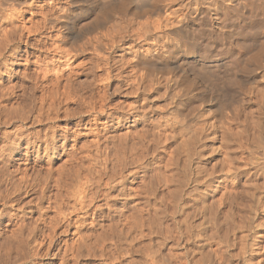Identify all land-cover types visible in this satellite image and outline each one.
Returning a JSON list of instances; mask_svg holds the SVG:
<instances>
[{
    "label": "bare ground",
    "instance_id": "obj_1",
    "mask_svg": "<svg viewBox=\"0 0 264 264\" xmlns=\"http://www.w3.org/2000/svg\"><path fill=\"white\" fill-rule=\"evenodd\" d=\"M175 1L177 0H167V2L165 0H0V61H2L1 64L5 68V71H2V73L7 78L9 77L8 79L13 78V80H17V83L15 82L13 85L1 82V101L5 100L9 102L8 100L13 98L18 104L16 105L17 107L11 109V112L9 110L1 124L7 125L12 120H16L22 124L30 121L32 124L34 123L37 127H40V129L33 131V133L30 132L24 136L22 135L21 128L17 133L14 132L12 135L3 136L10 141L3 148H0V160L1 162L3 161V167L2 165V168L0 167V180H2L1 183L7 185L4 191H0L3 195L2 198H0L3 202L2 205H16V201L13 200L14 196L18 199V195L21 193L28 195L30 190L31 192L36 190V187L41 188L39 189L40 192L38 195L40 194L39 198L41 197L44 199L42 184L45 188L47 187L46 183L51 178L50 175L52 171L47 166L48 169L45 167V172H43L45 175H43L44 177L41 176L42 170H34L29 175L28 169L31 168H28V166L34 164V162H39L42 158L46 159L47 161L45 160V162L49 165L53 161L52 158L58 155L56 154L55 145L59 140L58 137L64 139L65 135L61 137L57 135V131L52 129V126L59 122L62 116H64V119L77 116L79 121L74 126L77 128L84 126L83 130H89V132H91V121L106 120L104 122L106 124L105 127L101 126L103 127L102 133L98 134L99 136L97 135V138L92 141L90 145L96 152V155H100L101 153L106 155L104 161L106 160L112 168L110 167L111 169L108 171L105 169V176H107V180L111 183H116V179L119 178L116 184L120 186L118 190H115L117 188H110L111 191L102 193V204L98 206L95 205L96 207L92 209L94 201L98 196L95 193L96 191L94 193L93 191L91 192L89 181L85 183H80V181L77 182L78 180L76 181L77 184L75 188L78 190H75L77 192L74 193V195L71 194L74 203L72 202V205L69 203V206H71L69 215L75 216L74 214L78 213L88 214V211L92 210V224L95 229L88 231L87 234L79 235V233H81V228L86 224L85 219L72 220L70 216L68 218H66V216H63V218L61 217L62 220H60V222H55L54 220L48 222L49 220L46 221L42 218V215H40V221H38L40 224L43 223V226L46 224L45 226L48 227V233L47 231L42 232L41 230H43V228H39L38 224L37 226L35 224H33L34 226L29 225V227L28 225L26 227L21 224H13L14 226L16 225L17 228L12 231H7V233H9L8 235L5 231L0 229V264H33V259L35 260V258L40 255L41 251L43 253L42 249H44L46 244V251L51 249L55 251L54 247L58 246V243L56 244L57 239L60 236L64 237L69 228L76 224H78V241H71V245L76 251L72 250L71 253L73 254L75 252L76 255L73 254L72 257L70 256V260L74 257H80L83 252H88L89 249H91V251L89 250L91 255L92 249H94L93 252L97 249L99 250V258L106 262H116V264L123 258L128 259L124 264L177 263L175 255H172L170 252L163 253L167 241L166 235L168 236L169 234L168 232L165 235L166 231H164L163 234L161 229L159 231L149 229L150 232L148 236L154 234L156 236V241L143 244L142 241L146 236L144 233L145 230L143 231L145 226L143 217H140V215L135 216L130 212L131 215H125L123 213V210L128 204L126 201L135 200L138 196L137 193L141 191L139 190V192H137L138 188L136 191H131L132 193L134 192L132 195L127 193L129 188H126L128 185H124L126 181L122 176L123 169L125 166L155 165L157 162L154 158H151V161L147 162V150H149L146 148L149 145H147V143L149 142L151 145H155L158 141H162L163 143L164 139H161L160 136L162 132L166 133L168 131V135L164 134L166 135L164 143L161 144L164 145L162 149L168 151L167 153L169 155L168 157L165 155V157H167L165 158L167 163H163H166L167 167L172 166L178 171V176L181 177L179 179H181L182 183L180 180L177 181L179 183L172 182L175 188L170 191L171 195H169L165 209H167L166 207L171 208L173 211L171 213H174V215L179 214L181 216H188L189 213H187V211L189 212V209L193 207V212L194 210L199 212L202 211L203 214V210L206 208V206H204V201L208 193L204 195L198 193V195H201H199L201 198L200 200L193 197H197L196 192H198L199 185H206L205 187L207 188L209 186L211 187V183L209 182L210 177L207 179V176L205 178L204 176H199L200 170L198 166H206L209 163L207 144L210 143L213 145L215 144L213 142L221 143V141H223L222 139L226 136L227 125L229 124L228 118L230 116H236V113L233 111L234 109L231 107L238 99L237 97L242 94L244 95L249 83H258L257 86H251V90L249 88L248 90L259 94L257 99H261H259V102L261 101L260 103L263 107L262 114L264 116V0H218L219 8L216 10H219L220 14L216 15H218L217 17L220 19L221 24L218 25L215 31H211L208 25L201 26V24H197L196 20L191 18L193 11L192 4L188 3L189 9L184 13L178 14L175 11L172 12V14L167 13L164 9ZM163 3L165 5H163ZM224 3L227 4L225 5ZM70 6L73 7L70 8ZM26 13L31 14V18H29L25 25V23H23V17ZM201 14L199 15L201 16ZM37 16L41 19L40 23L33 24V19ZM202 16L204 15L202 14ZM205 17L207 18V15H205ZM27 24L29 25L28 27H26ZM195 24L198 26H195ZM42 30L55 32L53 37H50L51 39L48 38L51 41V44L49 43L50 45H47L49 47H46L44 42H42V38L46 37L39 36ZM47 35L49 34L47 33ZM34 36H39L38 38H40L34 40L33 44L31 43V49H33L32 46L34 47L33 52L36 51V53H39L38 56L34 57L33 64L36 66L35 69L28 71V69L24 68L23 71L19 73L8 71L6 67L19 61L22 56L20 55V46L24 45L25 48L28 49L30 45L29 41ZM172 37L180 38L181 43L179 46L170 43ZM161 40L167 43V45H164V51L155 48ZM217 44L220 45V47L216 50L214 48ZM213 51H215L216 54H213ZM24 53L26 54L24 60L28 63L27 59H29L31 54L26 51ZM245 53H248L246 54L247 56ZM43 54H45V56L42 57ZM223 58H225L223 63L224 66L230 68V76L227 75L229 80L223 79L219 74L218 62ZM101 64H103V67L100 66ZM24 67H26V65ZM257 69H261V72H257ZM98 72H100V76L97 75ZM82 76L89 78V80L79 82L78 78ZM227 83L230 86L229 89H219L220 86H227ZM206 84L209 86H206ZM218 86L219 88L217 90ZM17 88H19V91L17 90V92H14V89L16 90ZM35 94L38 95L36 96ZM185 100H192L190 104L191 108L198 109L201 105L207 106L205 110L206 117L201 120L199 125H196L198 127L188 132H185V129L189 126L187 122H183L184 118L189 116V105H184ZM5 101H3V103ZM161 102H164L162 108L158 105ZM214 102L216 104H214ZM69 106H75L77 111L73 109L74 111L72 110L73 112H70ZM229 107L233 110L230 109L229 115L227 113L224 115V112ZM4 111H6L5 108ZM201 115H203V113H201ZM201 115L198 116L202 118ZM91 117L92 120L85 121L84 123L86 118ZM146 117L147 119L149 117L148 120H152V122L155 120L159 121L160 119L165 120L161 124L160 122L157 123L159 125L155 128V133L151 134L152 139H149L150 141L147 140V133L141 132L142 134H139L140 132L134 133L133 130H129L130 128H136L139 123L147 120L145 119ZM233 117L232 119L237 118ZM232 119L229 118L231 124L233 123L231 122L233 121ZM152 122H150V124ZM231 127L232 126L228 129H231ZM160 128L164 130L161 132ZM122 129H126L127 134L121 136L120 131ZM79 130H77V132ZM82 135L85 134L83 133ZM82 135L76 134V137L78 138ZM253 135L255 148L264 151V121L257 124L256 131ZM220 137H222L221 141L219 140ZM144 140L148 141L146 142V147L144 146ZM160 142H158L159 145ZM225 142H228V140ZM228 144L223 142L225 148L230 152L231 147L234 145L230 146L232 143H230V145ZM233 148L235 149V147ZM245 148L247 149V147ZM41 150H43V152H41ZM154 150L156 151V149ZM162 151L164 152V150ZM256 152L253 153L256 155L258 153ZM33 153L34 155H32ZM41 153H43L42 156ZM261 153L262 157L264 154L263 152ZM19 154L23 156L25 161L23 163L25 166L23 169L20 167L22 164L16 162L21 159L18 157L16 158ZM252 155L251 159L253 160ZM32 156H34V160L31 158ZM76 160L74 159V161ZM13 161L17 163L16 167H19L11 170L9 166ZM70 161H73L71 157ZM99 162L100 161L97 163ZM225 164H228L227 166L230 167L228 169L230 171H228L230 177L232 175V178H236L239 175V169L238 167H231L235 166L233 158L229 156L228 163ZM222 165L225 166L224 164ZM194 166L196 167L194 168ZM73 169H71L72 173L74 172ZM71 170L69 169V171ZM136 172L137 171H135L134 174H130V177L135 179ZM228 172L226 170V176ZM74 174L75 175L72 174L74 177L77 176V172ZM65 176L62 175V178ZM174 176L173 173V179ZM259 176H264V167ZM71 178L72 176L68 179ZM80 178L81 176L78 179ZM72 179L74 180V178ZM76 179L77 177H75V180ZM168 180L171 181L169 178ZM78 184L80 186H77ZM145 184L146 182L143 185L146 187H144L142 191L146 193V199L149 197L147 194H150V197H155L154 190L156 189L153 188L157 186L155 187L151 184V181L147 183L148 185ZM155 184H158V182H155ZM235 185H237V183ZM186 187L191 188V191H188L189 193H185L186 191H184V188ZM256 188L260 189L259 187ZM140 189H142V187H140ZM35 192H37V190ZM203 192H207L206 189ZM245 193H247V191ZM250 197L249 200L252 202V204H250L253 214L256 215L259 210L264 209V197L261 198L260 194H255L253 192ZM160 200L163 201L162 198L158 199L157 197V201ZM110 201L119 202L121 208L117 210L118 207H116L114 209L113 206H111L112 203L109 205L110 203L108 202ZM189 201H193L194 203L189 204ZM55 202L58 203V200ZM57 203L53 205V208L56 209L57 215H61L63 214L62 207L63 205L65 207V204L61 207L63 202ZM142 209L143 208L140 210ZM156 209L158 210L159 208L157 207ZM6 210L8 209L4 207L0 212V225L7 219L8 226L12 227L16 215H12V218L8 217L10 215L4 213ZM160 210L155 212L159 214L161 212ZM41 214H43V212ZM229 221L231 222V219ZM157 222H159V220ZM187 222L189 221H186L184 218L183 224H187L184 228L185 234H187L186 236L190 235L187 232H189V229L192 227H189ZM177 223L180 224L179 221ZM214 224L216 223L211 221V227L214 226L212 227L214 233L211 232V235L213 233V235L216 236L217 231L215 227L217 228V226ZM255 225L254 227H256ZM45 226L44 228H46ZM258 226L261 227L262 225L260 226L259 224ZM61 227H63L64 230L61 231ZM59 228H61L60 231H58ZM162 228L164 229V227ZM57 231L59 232L58 234ZM233 231L234 230H232V232ZM232 232L231 234L233 235ZM191 233H194V231H191ZM192 235L194 236L197 234ZM192 235L189 237H192L193 241L194 239L197 240L195 236L193 238ZM186 236L185 238L187 240L185 241L188 242L189 238ZM177 237L178 234L175 239H173L177 240ZM196 237L198 238V236ZM224 237L225 239L223 242L226 243L227 246L229 243L234 242V239L231 238L232 240H230L226 235L223 236V238ZM216 238H218V235ZM198 242L199 241H197V243ZM177 243L178 242H176V244ZM250 246L251 248L248 249L251 252V256L246 259L245 263L264 264V245L258 246V244H251ZM66 247L68 246L65 245L63 250H61L62 247L61 249L56 248L57 253L52 255L62 260L61 263L59 261L60 264L68 262L66 257L68 256L67 251H69V248L66 249ZM222 251H224V249ZM226 251L227 250H225V252ZM89 252L88 254L86 253V256L89 255ZM240 253L245 254V252L241 251ZM96 255L97 254H94V257ZM221 255L222 254L218 257L223 261ZM212 256H214V253ZM261 257L263 258L261 259ZM211 263L213 264L212 261Z\"/></svg>",
    "mask_w": 264,
    "mask_h": 264
},
{
    "label": "rangeland",
    "instance_id": "obj_2",
    "mask_svg": "<svg viewBox=\"0 0 264 264\" xmlns=\"http://www.w3.org/2000/svg\"><path fill=\"white\" fill-rule=\"evenodd\" d=\"M167 2V0H165ZM224 2V1H223ZM165 3V2H164ZM163 3V5H165ZM170 3V1H169ZM188 3L189 4H192V14H191V18L195 19L197 24H201V26H207L209 27V29L211 31H215V29H217L218 25L221 24V21L220 19L217 17L220 13H219V10H216L218 9L219 5H218V0H177L175 1L174 3H172L171 5L169 4L166 9L167 13H170L172 14V12H177L178 14L180 13H184L186 12L188 8ZM225 5L227 3H224ZM73 6H70V8H72ZM165 8V7H164ZM169 11V12H168ZM195 11V13H194ZM191 12V11H190ZM200 12V13H199ZM204 16H202V14ZM207 13V14H205ZM177 14V15H178ZM201 14V16L199 15ZM218 14V15H216ZM199 15V16H198ZM205 15H207V18L205 17ZM204 19H203V18ZM29 18H31V14L29 13H26L24 14V17H23V23H27V21L29 20ZM207 19V20H206ZM40 17L37 16L33 19V24L35 23H40ZM203 24V25H202ZM29 25L27 24L26 27H28ZM195 26H198L195 24ZM199 28V27H198ZM44 31V32H43ZM52 31V30H51ZM54 31V30H53ZM47 33L49 35H47ZM52 33V34H51ZM55 34V32H49L48 30H42V33L39 35L40 37L44 36L46 38H42V42H44V45L46 47H49L47 46L51 41L48 39L50 37H53V35ZM38 36V37H39ZM38 37H33L32 39H30V45L28 46V49L25 48L24 45H21L20 46V55L21 58L19 61H17L16 63H13V65H8L6 67V69L8 71H13L14 73H19L20 71H23V69H28V71H32L35 69V64H33L34 62V57L35 56H38L39 53H36L33 52L34 51V47L32 46L33 49H31V43L33 44L34 40H38L40 38ZM36 38V39H35ZM38 38V39H37ZM49 42H48V40ZM51 39V38H50ZM44 40V41H43ZM28 42V43H29ZM48 42V43H47ZM171 44H175L177 46L180 45L181 41H180V38L178 37H172V41L170 42ZM51 44V43H50ZM49 44V45H50ZM164 45H167V43H165L164 40H161L157 46L155 48H157V50H162L164 51L165 50V46ZM170 45V44H169ZM220 45H215V48L214 49H219ZM30 52L29 54H31L29 56V59L28 60V63L25 62L24 58H26V54L24 52ZM213 54H216L215 51L212 52ZM34 54V55H32ZM218 54V53H217ZM220 54V53H219ZM244 54V53H243ZM248 54V53H245V55ZM7 56V55H6ZM45 56V54L42 55V57ZM247 56V55H246ZM31 57V58H30ZM89 57V56H88ZM84 59V58H82ZM87 59V57H86ZM30 60V61H29ZM85 60V59H84ZM86 61V60H85ZM224 61H225V58H223L222 60H220L218 62V67H219V74H220V77H222L223 79L225 78L226 80H229V77L230 76V68L227 67V66H224ZM221 62V63H220ZM2 63V61H0V64ZM31 65H30V64ZM79 63V61H78ZM26 65V67H24ZM11 66V67H10ZM101 67H103V64L100 65ZM9 68V69H8ZM106 68V67H105ZM30 69V70H29ZM2 71H5V68L2 66V64L0 65V148H3L5 145L8 144V142L10 140L8 139H5L3 136L5 135H12L15 133H17L19 130H21V132L23 133L22 135H26L30 132L33 133V131H36L37 129H40V127H37L36 124H32L30 121L29 122H24L23 124L21 122H17L16 120H12L11 122H9L7 125L6 124H1V122L5 119V116L6 114L9 112H11V109L14 108V107H17L16 105H18L16 103V101L12 98V99H9L7 101L5 100H2L1 101V84L2 83H9L10 85H13L15 82L17 83V80H13V78H10L8 79L3 73ZM228 72V73H227ZM257 72H261V69H257ZM100 72L97 73V75H99ZM228 75V76H227ZM100 76V75H99ZM5 77V78H4ZM89 77V76H88ZM228 78V79H227ZM88 81L89 78H86L85 76H82L80 78H78V81L81 82V81ZM260 81V79H259ZM2 82V83H1ZM11 82V83H10ZM228 84V83H227ZM226 84V85H227ZM252 84V85H251ZM258 84V83H257ZM257 84L255 83H249L247 85V90L248 88L250 89L251 86L254 87L257 86ZM206 86H209L206 84ZM250 86V87H249ZM225 87V88H224ZM219 86L217 87V90H218ZM230 86L229 84L227 86L223 85L220 86L219 89H229ZM19 88H17L16 90L14 89V92H17ZM210 89V87H209ZM244 93V95H240L239 97H237L238 101L236 100L232 107L233 109H231L230 107L226 109V111L224 112V115H226V113L228 114L230 109L233 110L236 114L235 117H237L236 119H232L233 116H228L229 118H231L233 121L232 124L230 123V120L228 118V122L229 124L227 125V133H226V136L224 137V139H222L223 141H221V138H219V140L221 141L220 142H213L215 144H210L208 143L207 144V153H209V163L206 165V166H198L199 167V176L203 177L204 178L207 176V179L209 178V182L211 183V187H205V186H202V185H199L198 187V192H196V195L197 197H193V198H196V199H201L200 196L198 195V193H202V195L208 193L206 195V200L204 201V206H206L205 210H203V214H202V211H195L193 212V209H189V212L187 211V213H189L188 216H181L179 214H176L174 215V213H171L173 212L171 210V208L169 207H166L167 209H165V205H167L166 203L168 202V199H169V195H171V192L172 189H174V183H172L173 181L176 182V183H179L177 181L180 180L181 182V178L180 176H178V171L174 169V167L172 166H166L167 164V160L165 161V158H167L169 155H168V151H165V149H162L164 147V145H161L164 143V140H165V136L164 134H167L168 135V131L166 133L162 132L164 129L163 128H160V131L162 132L160 138L161 139H164L163 140V143L162 141H158L160 142V145L159 143H155V145H151V143H149L147 140H151L152 137H151V134H154L156 130L155 128L159 125L157 123L160 122V124L162 122H164L165 120L164 119H160L159 121L158 120H155L157 122H152L149 121V117L147 119V117L145 119L147 120H144L142 123H139V125L136 127V128H130L129 130H133L134 133L136 132H140L139 134H142L141 132H145L146 134V137H147V140H144V146L146 147L148 144V147H146L148 151L147 153V162H150L151 161V158H154L156 164L153 165V166H125L124 169H123V173H122V176L125 178V186L126 188H129L127 190V193H130V195H132L133 193L131 191H136L138 188V191L139 190H143L144 187L146 186H143L144 183L146 182L147 183H150L151 181V184H153L156 188H153V189H156L154 190V194H155V197H150V194H147L149 195V197H147L146 199V196L143 191H142V195H141V191L138 194L137 198L135 200H129V201H126V203H128L125 207V209L123 210V213L125 215H131V214H134L135 216H139L140 217H143L144 219V222H145V226L143 228V231L144 233L146 234L145 238L143 239L142 243L143 244H148V243H153L154 241H156V236L153 234H151V236H148L149 235V232L150 230L149 229H153L155 231H159L161 229V231L163 232L164 234V231L165 232V235L166 233L168 232V236L166 235V238H167V241H166V244H165V248L163 250V253H171L172 255H175L176 257V264H212L211 261L213 262V264H246L245 261L246 259L250 258L251 256V252L248 248H251V244H254V245H257L260 246V245H264V209H261L259 210L256 215L253 214V210H252V202L251 200H249L251 197V193H255V194H260L261 198L264 197V176H259L260 173L262 172V169L264 167V155H262L261 157V152H263L264 154V151H261L259 149H256L255 148V145H254V132L256 131V128H257V124L259 122H262L264 121V116H263V107H262V104L259 102V99H257V97H259V94H256L253 93V91H247ZM251 90V89H250ZM19 91V90H18ZM252 92V93H251ZM250 95H249V94ZM36 96L38 94H35ZM255 98V99H254ZM241 99V100H239ZM246 99V100H244ZM251 99V100H250ZM250 100V101H248ZM257 100V101H256ZM261 100V99H260ZM3 101H5L3 103ZM15 101V102H14ZM130 101V100H129ZM132 101V100H131ZM241 101V102H240ZM254 101V102H253ZM192 100H185L184 101V105L185 104H188L189 105V108H188V112H189V116H187V118L185 117L184 118V121L183 122H187V125L189 126L188 128H186L184 131L185 132H188V131H191V130H194L195 127H198L196 125H199V123L201 122V120L206 117V109H207V106L206 105H201L200 107L197 108H191L190 104H191ZM238 102V103H237ZM256 102V103H255ZM259 102V103H258ZM183 104V103H182ZM214 104H216L214 102ZM238 104V105H237ZM258 104V105H257ZM160 108H162V106H164V102H161L158 104ZM212 105V104H211ZM244 106V107H243ZM237 107V109H236ZM241 107V108H240ZM4 108L5 110L7 111H4ZM182 108V107H181ZM77 111V108L75 106H69V110L70 112H73L74 110ZM204 109V110H203ZM73 110V111H72ZM198 110V111H197ZM4 111V112H3ZM228 111V112H227ZM238 114H237V112ZM259 111V112H258ZM262 111V112H261ZM201 113H203V115H201ZM205 113V114H204ZM262 114V115H261ZM198 115H201L202 118H200ZM261 115V116H260ZM260 116V117H259ZM233 117V118H235ZM197 118V119H195ZM88 120H92V117L91 118H86L84 120V123L85 121L87 122ZM163 120V121H162ZM242 120V121H241ZM247 120V121H245ZM258 120V121H257ZM16 121V122H15ZM78 118L77 116L75 117H71V118H65L64 119V116L61 117V120L59 122H57L56 124H53L52 126V129H54L55 131H57V135H60V137L62 135H65V138H59L58 137V141L56 143V154L58 155H55L52 159L53 161L48 165L47 162H45L46 159L42 158L41 160H39V162H34V164H30L28 166V168H31V169H28V173L29 175L34 171V170H42L41 172V176L44 177L45 175L43 174V172H45V167L47 168V166L51 169L52 173H51V178L48 180V182L46 183L47 184V187L45 188V186H43L42 184V188L44 189V199L43 198H39V195L38 193L40 192L39 187H36L35 189L37 190V192H35L36 190H33L31 192L30 190V193L28 195H24V194H20L18 195V199L16 196L13 197V200L16 201L15 204L16 205H12V204H9V205H2L3 202H2V199H0V212L4 209L7 208L8 210H6V212L4 211V213H8V217H11L12 215H16V219L15 221L12 223V227L11 226H8V220L5 219L3 221V223L0 225V229L2 231H5L6 234L8 235L9 233H7V231H12L14 230L15 228H17L16 225H25L27 227H29V225H32L34 226L33 224H35L37 226L38 224V227L39 228H43V230H41L42 232L44 231H47L48 233V227H45L43 226V223L40 224V215H42V218H44L46 221L50 222V221H59L62 220L63 216H66V218H68L70 216V218H72V220H84L86 221V226L84 225L82 228H81V233H79V235L81 234H87L88 231H92L95 229V227H93V224H92V217H91V211H88V214L86 216V214L84 213H78V214H74L75 216H71L69 215L70 214V211H71V206H69L70 204L72 205L74 203V200H73V196L74 193H76L77 191L75 190H78L76 189L75 185L77 184V182L80 181V183H85L86 181H89V184H90V189H91V192L93 191V193L95 192L97 195V198L95 199L94 201V206L92 209H94V207L102 204L103 202V197H101L102 193H105V192H109L111 191V189H114V188H117L115 190H118V188H120L119 185H117V178L116 179V183H111L109 180H107V176L106 175V172H105V169L108 171L110 170L112 167L108 164V162H106V160L104 161V158H106V155L104 153H101L100 155H96V152L94 151V149H92L91 147V142L94 141L96 138H97V135L98 134H101L102 133V130H103V127H105V121L104 119L102 120H98V121H91V126H90V131L89 130H83L84 126L82 127H76L74 126L75 124L78 123ZM189 121V122H188ZM102 122V123H101ZM150 122H152L150 124ZM243 123V124H242ZM236 124H239V125H236ZM234 125V126H233ZM256 125V126H255ZM36 126V127H35ZM62 126V127H61ZM93 126V128H92ZM103 126V127H101ZM231 129H228L230 128ZM236 126V127H235ZM238 126V127H237ZM248 126V128H247ZM151 127V128H150ZM240 127V128H239ZM244 127V128H243ZM250 127V128H249ZM21 128V129H20ZM89 128V127H88ZM237 128V129H236ZM80 129V130H79ZM92 129V130H91ZM254 129V130H253ZM77 130H79L77 132ZM137 130V131H135ZM142 130V131H140ZM144 130V131H143ZM166 130V129H165ZM246 130V131H244ZM249 132H248V131ZM126 129H122L120 131V135H125L127 134L126 133ZM84 133L85 135H82ZM87 133V135H86ZM90 135H89V134ZM76 134L77 135H82L80 137H76ZM119 134V132H118ZM99 136V135H98ZM145 136V135H144ZM248 136V137H247ZM2 137V139H1ZM159 138V140H160ZM149 140V141H150ZM228 140V142H225V141ZM179 141V140H178ZM241 141V142H240ZM146 142L147 145H146ZM223 142L228 144L229 142L232 143L230 145V143L228 145L232 146L234 145L233 147H235V149L233 147H231V151L232 153H230L226 148H225V145H223ZM253 144V145H251ZM84 145V146H83ZM212 148H211V146ZM2 146V147H1ZM89 146V147H88ZM153 146V147H152ZM163 146V147H162ZM238 146V148H237ZM241 146V147H240ZM83 147V149H82ZM151 149H150V148ZM159 147V148H158ZM247 147V149L245 148ZM85 148V150H84ZM253 148V149H252ZM88 149V150H87ZM90 149V150H89ZM156 149V151L154 150ZM212 149V150H210ZM214 149V150H213ZM222 149V150H221ZM252 149V150H250ZM255 149V150H254ZM1 150V149H0ZM74 150V151H73ZM154 150V151H152ZM164 150V152L162 151ZM244 150V151H243ZM158 151V152H157ZM227 151V152H226ZM252 151V152H251ZM258 153H257V152ZM260 151V152H259ZM41 152H43V150H41ZM87 152V153H86ZM253 152H256L257 154L255 155V153ZM95 153V154H94ZM164 153V154H163ZM211 153V154H210ZM68 154V155H67ZM104 154V155H103ZM253 154V155H252ZM34 155V153L32 154ZM43 155V153H41V156ZM75 155V157H74ZM165 155L167 157H165ZM225 155V156H224ZM251 155L253 156V160L251 159ZM68 156V157H67ZM155 156V157H153ZM229 156L233 158V161H234V165L235 166H231V167H238L239 169V175L236 177V178H232L233 176L229 175V168L227 165L228 164H225V163H228V159H229ZM236 156V157H235ZM21 158L20 160L16 161L17 163L19 164H22L21 169H23V167H25L23 165V163L25 162L24 161V158L23 156H21L20 154L18 156H16V158ZM70 157H71V160L73 159V161H70ZM73 157V158H72ZM80 157V158H79ZM33 160L35 159L34 156L31 157ZM69 160H68V159ZM82 158V159H81ZM161 160H159V159ZM240 158V159H239ZM255 158V159H254ZM258 158V159H257ZM64 159V160H63ZM74 159L76 161H74ZM80 161H79V160ZM100 161L99 163H97L98 161ZM236 159V160H235ZM257 159V160H256ZM262 159V160H260ZM68 160V161H67ZM242 160V161H240ZM45 163H44V162ZM47 161V160H46ZM97 161V162H96ZM220 161V162H219ZM251 161V162H250ZM262 161V162H261ZM3 162V161H2ZM2 162L0 160V167L2 165ZM15 161H13L10 166H9V169L13 170L19 166L16 167V162L14 163ZM65 162V163H64ZM91 162V163H90ZM105 162V163H104ZM163 162H166V163H163ZM250 162V163H249ZM259 162V163H258ZM88 163V165H87ZM262 163V164H261ZM61 164V165H60ZM96 164V165H95ZM161 164V165H160ZM165 164V165H163ZM222 164H224L225 166H223ZM233 164V163H232ZM253 164V166H252ZM256 164V165H255ZM12 165V166H11ZM41 165V166H40ZM69 165V166H68ZM73 165V166H72ZM83 165V166H82ZM217 165V166H215ZM237 165V166H236ZM258 165V166H257ZM63 166V167H61ZM66 166V167H65ZM3 167V165H2ZM1 167V168H2ZM41 167V168H40ZM82 167V168H81ZM90 167V169H89ZM111 167V168H110ZM196 166H194L195 168ZM0 168V169H1ZM34 168V169H33ZM74 168V169H73ZM48 169V168H47ZM69 169H73L74 172L72 173V170L69 171ZM77 169V170H75ZM260 169H261V172H260ZM64 173H63V171ZM66 170V171H65ZM69 173H68V171ZM96 170V171H95ZM162 170V172H161ZM172 170V171H170ZM226 170L228 172L227 176H226ZM88 171V172H87ZM92 171V172H90ZM93 171H94V174H93ZM135 171H137L134 176H135V179L133 177H130V174H134ZM205 171V172H204ZM60 172V173H59ZM66 172V173H65ZM77 172V179L75 180V177L73 175H75L74 173ZM83 172V173H82ZM105 172V173H104ZM130 172V173H129ZM132 172V173H131ZM63 173V174H62ZM68 173V175H67ZM71 173V175H70ZM173 173H174V179H173ZM59 174H62L63 176H65L64 178H62V175H59ZM73 174V175H72ZM144 174V175H143ZM154 174V175H153ZM170 176H169V175ZM44 175V176H43ZM53 175V176H52ZM98 175V176H97ZM148 175V176H147ZM167 175V176H166ZM209 175H212V176H209ZM263 175V174H261ZM69 176V177H68ZM72 176V178H74V180L71 178V179H68ZM81 176L80 179H78L79 177ZM33 177V176H31ZM53 177V178H52ZM142 177V178H141ZM212 177V178H211ZM263 177V178H262ZM133 178V180H132ZM168 178L171 180L169 181ZM56 179V180H55ZM60 179V180H58ZM67 179V180H66ZM85 179V180H83ZM98 179V180H96ZM127 179V180H126ZM163 179V180H162ZM212 179V180H210ZM228 179V180H227ZM237 179V180H236ZM252 179V180H251ZM73 180V181H72ZM184 180V179H183ZM182 180V181H183ZM215 180V181H214ZM237 183V185H235V181ZM2 180H0V191H4V189H6L5 187L7 186L5 183H1ZM92 181V182H91ZM96 181V182H95ZM144 181V182H143ZM149 181V182H148ZM155 181L156 183L158 182V184H155ZM232 181V182H231ZM66 182V183H65ZM68 182V183H67ZM128 182V184H127ZM138 182V183H137ZM164 182V183H163ZM184 182V181H183ZM186 182V181H185ZM53 183V184H52ZM92 183V184H91ZM160 183V185H159ZM162 183V185H161ZM182 183V182H181ZM187 183V182H186ZM185 183V184H186ZM235 183V184H234ZM253 183V184H252ZM115 184V185H114ZM141 184V185H140ZM145 184V185H146ZM252 184V185H250ZM66 185V186H65ZM92 185V186H91ZM148 185V184H147ZM164 185V186H163ZM248 185V186H247ZM259 185V186H258ZM60 186V187H59ZM77 186H80L79 184ZM240 186V187H239ZM255 186V187H254ZM3 187V188H2ZM97 187V188H96ZM140 187H142V189H140ZM207 192H203L205 191V189ZM256 187H259L260 189L256 188ZM108 188V189H107ZM111 188V189H110ZM152 188V187H151ZM201 188V189H200ZM215 188V189H214ZM247 188V189H246ZM133 189V190H131ZM186 191L185 193H187L188 191H191V188L190 187H186L184 188ZM210 189V190H209ZM256 189V190H255ZM39 190V191H38ZM65 190V191H64ZM105 190H108V191H105ZM228 190V192H227ZM253 190V191H252ZM46 191V192H45ZM98 191V193H97ZM145 191V190H144ZM174 191V190H173ZM210 193H209V192ZM235 191V193H234ZM247 191V193H245ZM257 191V193H256ZM64 192V193H63ZM157 192V193H156ZM170 192V194H169ZM163 193V194H162ZM168 193V194H167ZM189 193V192H188ZM37 194V195H36ZM52 194V195H51ZM58 194V195H57ZM72 194V195H71ZM141 196H140V195ZM158 196H157V195ZM195 194V193H194ZM229 194V195H228ZM248 194V195H247ZM0 198H2V193L0 192ZM60 195V196H59ZM62 195V196H61ZM67 195V196H66ZM162 197H160V196ZM168 195V196H167ZM232 198H231V196ZM235 195V197H234ZM23 196V197H22ZM26 196V197H25ZM56 196V197H55ZM58 196V197H57ZM199 196V197H198ZM48 197V199H47ZM69 199H68V198ZM157 197L158 199L162 198L163 201H157ZM229 197V198H228ZM57 198V199H56ZM61 198V199H60ZM154 198V199H153ZM156 198V200H155ZM20 199V200H19ZM54 199V200H53ZM67 199V200H66ZM191 199V197H190ZM231 199V200H230ZM53 200V201H52ZM58 200V203L55 202ZM143 200V201H142ZM208 200V201H207ZM60 201V202H59ZM61 201L63 202L61 204V207L63 204H65V207L63 205V214L61 215H57L56 213V209H54L53 205L55 203L59 204L61 203ZM214 201V202H213ZM238 201V202H237ZM264 201V199H263ZM73 202V203H72ZM159 202V203H158ZM18 203V204H17ZM25 203V204H23ZM28 203V204H27ZM41 205H40V204ZM70 203V204H69ZM110 203L109 205H112L113 208L115 209L116 207L117 210L121 208V205L119 204V202L115 201H110L108 202ZM154 203V204H153ZM161 203V204H160ZM189 204L190 203H194L193 201H189L188 202ZM212 203V204H211ZM233 203V204H232ZM240 203V204H239ZM251 203V204H250ZM22 204V206H21ZM48 204V206H47ZM115 204V205H114ZM158 204V205H157ZM230 204V205H229ZM12 205V206H11ZM19 205V206H18ZM39 205V206H38ZM96 205V206H95ZM132 205V206H131ZM8 206V207H7ZM37 206V207H36ZM164 206V207H163ZM16 207V208H15ZM44 207V208H43ZM52 207V208H51ZM146 207V208H145ZM159 208L158 210H160V213H156L158 210L156 208ZM208 207V208H207ZM24 208V209H23ZM40 208V209H39ZM130 208V209H129ZM141 208L143 209H146V210H140ZM164 208V209H162ZM240 208V209H239ZM32 209V210H31ZM208 211H207V210ZM19 210V211H18ZM43 210V211H42ZM46 210V211H45ZM48 210V211H47ZM50 210V211H49ZM67 210V211H66ZM130 210V211H129ZM134 210V211H133ZM163 210V211H162ZM144 211V212H143ZM156 211V212H155ZM165 211V212H164ZM192 211V212H191ZM43 212V214H41ZM47 212V213H46ZM131 214H130V213ZM170 212V213H169ZM208 212V213H206ZM12 213V214H11ZM14 213V214H13ZM38 213V214H37ZM45 213V214H44ZM56 213V215H55ZM156 215H155V214ZM194 213V214H193ZM197 213V214H195ZM200 213V214H199ZM221 213V214H220ZM228 213V214H227ZM263 213V214H262ZM1 214V213H0ZM52 214V215H51ZM82 214V215H81ZM149 214V215H148ZM133 215V216H134ZM197 215V216H196ZM18 216V217H17ZM36 216V217H35ZM59 216V217H58ZM158 216V217H157ZM172 216V217H171ZM208 216V217H207ZM226 216V217H224ZM239 216V217H238ZM62 217V218H61ZM82 217V218H80ZM196 217V218H195ZM12 218V217H11ZM10 218V219H11ZM50 218V219H49ZM162 220H161V219ZM186 219V221H189L187 222L189 227H191L189 230V232H187L188 236H186L187 234H185V226L187 225H184L183 224V219ZM205 218V219H203ZM223 218V219H222ZM157 219V220H156ZM211 219V220H210ZM231 219V222L229 221ZM39 220V221H38ZM147 220V221H146ZM159 220V222H157ZM180 222L177 223L178 221ZM19 221V222H18ZM33 223H32V222ZM155 221V222H154ZM192 221V222H191ZM211 221H213V223H216L214 225L217 226V228L215 227L216 229V236L213 235V228L214 226L211 227ZM249 221V222H248ZM28 222V223H27ZM30 222V223H29ZM38 222V223H37ZM254 222H257V223H254ZM147 223V224H146ZM192 223V224H191ZM207 223V224H205ZM248 225H247V224ZM7 224V225H6ZM13 224H16L15 226ZM89 224V225H88ZM257 224V225H255ZM260 224L261 227H259L258 225ZM6 225V226H5ZM78 224H76L75 226H71L68 230V232L64 235V237L60 236L58 239H57V242L56 244L58 243V246H55L54 250H47V244L44 246V249L43 250V253L41 251L40 255L35 258V260L33 259V264H60L62 260H59V258H55L53 257L52 255L56 254L57 251H56V248H60L62 247L61 250H63V248H65V245L68 246L66 247L69 248L67 251L68 253V256L66 257V259L68 260V262L64 263V264H116V262L114 263H111V262H106L104 261L103 259L99 258V250L95 249V253L93 252L94 249H92V252H91V255H90V252L89 250L91 251V249H87L88 252H89V255L86 256V253L88 254V252H83V254L80 255V257L78 258H73L75 260H73L71 258L70 260V256L72 257V255H76L75 254V250L74 248L72 247V242L74 241H78ZM151 225V226H150ZM172 225V226H171ZM180 225V226H178ZM206 227H204V226ZM254 225L256 227H254ZM14 226V227H13ZM42 226V227H41ZM65 226V225H64ZM176 226V228H175ZM253 226V227H252ZM88 227V228H87ZM164 227V229L162 228ZM166 227V228H165ZM168 227V228H167ZM180 229H179V228ZM194 227V228H193ZM197 227V228H196ZM211 227V228H209ZM62 228V229H61ZM58 229V231H61L64 230L63 227H61ZM91 228V229H90ZM182 228V229H181ZM207 228V229H206ZM234 230L232 232V230ZM250 228V229H249ZM253 228V229H252ZM47 229V230H46ZM163 229V230H162ZM199 229V230H198ZM222 230V231H221ZM231 230V231H230ZM57 231V234L59 233ZM160 231V232H161ZM171 231V232H170ZM173 231V233H172ZM191 231L194 233H191ZM197 231V232H196ZM204 231V233H203ZM220 231V232H219ZM177 232V233H175ZM211 232L212 235H211ZM231 232L233 233V235L231 234ZM75 233V234H74ZM172 233V234H171ZM219 233V234H217ZM228 233V235H227ZM174 234V235H173ZM178 234V237L176 238L177 240H174L175 237L177 236ZM180 234V235H179ZM192 234H197V235H194L195 238L197 240L194 239V241L192 240V237H189L191 236ZM231 234V235H230ZM245 234V235H243ZM6 235V236H7ZM77 235V236H76ZM176 235V236H175ZM218 235V238H216ZM230 238V240L234 239V242H231L228 244L224 243V239L225 237L223 238V236H225ZM172 236V237H171ZM185 236L188 239V242L185 241L187 240L185 238ZM193 236V235H192ZM193 236V238H194ZM198 236V238L196 237ZM202 238H201V237ZM212 236V237H211ZM214 236V238H213ZM233 236V237H232ZM152 240H151V238ZM169 237V239H168ZM171 237V238H170ZM205 237V238H204ZM150 238V239H149ZM174 238V239H173ZM201 238V239H200ZM232 238V239H231ZM41 239V238H40ZM174 241H173V240ZM217 239V240H216ZM222 241H221V240ZM148 240V241H147ZM151 240V241H150ZM172 240V241H171ZM192 240V241H191ZM219 240V241H218ZM66 241V242H65ZM72 241V242H71ZM191 241V242H190ZM197 241H199L197 243ZM176 242H178L176 244ZM183 242V243H182ZM194 242V243H193ZM232 244V245H231ZM70 245V246H69ZM174 245V246H173ZM201 245V246H200ZM204 245V246H203ZM208 245V246H207ZM217 245V246H215ZM179 246V247H178ZM174 247V248H173ZM177 247V248H176ZM229 247V249H228ZM76 248V247H75ZM216 248V249H215ZM237 248V249H236ZM71 249V250H70ZM221 249V250H220ZM224 249V251H222ZM45 250V251H44ZM65 250V249H64ZM75 251L73 254L71 253V251ZM85 250V249H84ZM83 250V251H84ZM197 250V251H196ZM199 250V251H198ZM207 250V251H205ZM225 250H227L225 252ZM239 250V251H238ZM173 251V252H172ZM194 251V252H193ZM210 251V252H209ZM214 253V256L213 253ZM233 251V252H232ZM236 251V253H235ZM241 252H245V254H242L240 253ZM248 251V252H247ZM62 252V251H61ZM98 252V253H97ZM192 252V253H191ZM221 252V253H220ZM223 252V253H222ZM85 253V255H84ZM222 254L221 256L223 257V261L219 259L218 256H220V254ZM230 253V254H228ZM71 254V255H70ZM94 254H97L95 257H94ZM187 254V255H186ZM205 254V255H204ZM219 254V255H218ZM242 254V255H241ZM83 255V256H82ZM218 255V256H217ZM225 258H224V256ZM231 255V256H230ZM82 256V257H81ZM188 256V257H187ZM205 258H203V257ZM239 256V257H238ZM94 257V258H93ZM227 257V258H226ZM230 257V258H229ZM234 257V258H233ZM238 257V258H237ZM69 258V259H68ZM183 260H182V259ZM263 257H261L262 259ZM125 259V261H124ZM134 259H138V258H134ZM182 261H181V260ZM185 259V260H184ZM200 259V260H199ZM219 262H218V260ZM226 259V261H225ZM231 259V260H230ZM245 259V260H244ZM58 260V261H57ZM128 259L126 258H123L121 260H119L117 262V264H124V262L126 263ZM60 261V263H59ZM77 261V262H75ZM86 261V262H84ZM181 261V262H180ZM237 261V262H236ZM210 262V263H209ZM27 264H31V263H27Z\"/></svg>",
    "mask_w": 264,
    "mask_h": 264
}]
</instances>
